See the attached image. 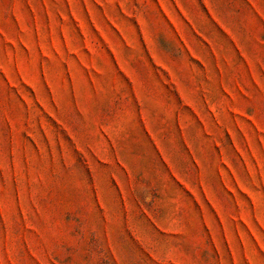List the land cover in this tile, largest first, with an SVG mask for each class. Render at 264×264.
Returning <instances> with one entry per match:
<instances>
[{
  "label": "rangeland",
  "instance_id": "1",
  "mask_svg": "<svg viewBox=\"0 0 264 264\" xmlns=\"http://www.w3.org/2000/svg\"><path fill=\"white\" fill-rule=\"evenodd\" d=\"M0 264H264V0H0Z\"/></svg>",
  "mask_w": 264,
  "mask_h": 264
}]
</instances>
